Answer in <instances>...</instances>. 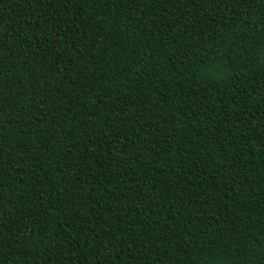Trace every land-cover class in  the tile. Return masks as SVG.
Wrapping results in <instances>:
<instances>
[{"label": "trees", "instance_id": "16d2710c", "mask_svg": "<svg viewBox=\"0 0 264 264\" xmlns=\"http://www.w3.org/2000/svg\"><path fill=\"white\" fill-rule=\"evenodd\" d=\"M0 264H264V0H0Z\"/></svg>", "mask_w": 264, "mask_h": 264}]
</instances>
